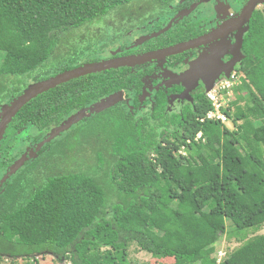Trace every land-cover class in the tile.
I'll list each match as a JSON object with an SVG mask.
<instances>
[{
  "label": "trees",
  "instance_id": "trees-1",
  "mask_svg": "<svg viewBox=\"0 0 264 264\" xmlns=\"http://www.w3.org/2000/svg\"><path fill=\"white\" fill-rule=\"evenodd\" d=\"M136 1L0 0V104L7 94L99 61L107 45L97 29ZM251 28L240 81L224 108L233 129L206 120L214 110L207 97L191 118L158 125L148 118L136 124L121 102L93 114L61 149L79 153L82 170L52 175L48 168L45 182L29 179L4 194L0 264L45 253L72 264H132L133 245L172 264H264V235L241 237L264 227V11ZM133 82L128 70L90 75L41 95L18 116L59 125L130 92ZM228 234L241 245L219 262L217 245Z\"/></svg>",
  "mask_w": 264,
  "mask_h": 264
},
{
  "label": "flooded vegetation",
  "instance_id": "flooded-vegetation-1",
  "mask_svg": "<svg viewBox=\"0 0 264 264\" xmlns=\"http://www.w3.org/2000/svg\"><path fill=\"white\" fill-rule=\"evenodd\" d=\"M250 1L140 0L104 19L96 33L102 34L107 48L98 54L97 62L150 55L201 42L176 55L110 70H128L135 81L130 92L122 91L121 103L129 106L136 124L145 125L147 118L157 125L161 121L191 118L192 112L196 113L207 97L209 87L226 78L227 72L238 70L248 57L249 35L255 16L264 11L263 3L251 17L244 15ZM89 31L91 28L84 31V37ZM137 82L140 84L136 90ZM21 94L10 98L7 94L0 110ZM93 105L71 113L59 125L46 128L33 122L24 123V118L18 115L13 119L0 143V207L4 194L15 185L20 190L29 179L38 178L41 183L45 182L49 176L45 171L48 168L52 175L56 172L63 174L61 170L84 168L82 156L77 152L76 156L68 155V148L61 151L65 148L62 144L66 143V138L72 137V133L82 129L86 119L95 115L84 117L71 130L50 143H43L75 114ZM154 116L156 121L152 120ZM18 164L13 172V167Z\"/></svg>",
  "mask_w": 264,
  "mask_h": 264
},
{
  "label": "water",
  "instance_id": "water-1",
  "mask_svg": "<svg viewBox=\"0 0 264 264\" xmlns=\"http://www.w3.org/2000/svg\"><path fill=\"white\" fill-rule=\"evenodd\" d=\"M264 3V0H251L247 7L244 10V15L251 17L254 10L261 4ZM201 44L200 41H196L189 44L180 45L177 47H172L161 52L150 54V55H143V56H134L124 59H116V60H108V61H101L96 63L85 64L75 69L66 71L61 73L57 76H54L48 80L38 82L35 84L30 85L19 97L13 100L10 104L4 105L0 110V143L3 140V137L6 133L8 126L11 124L13 119L18 115V113L29 103H31L34 99L38 98L39 96L54 90L62 85L70 83L72 81L94 75L103 72H107L110 70H116L119 68L124 67H133L136 65H141L146 63L148 60H153L156 58H162L164 56H172L179 54L185 51L188 48H192ZM232 71L227 72L225 77L229 78L231 76ZM215 84H212L208 92L212 91ZM123 100L122 94H116L110 96L99 103L93 105L90 109L82 111V115L77 117L70 118L62 127L56 129L52 132L50 137L47 141L43 143L51 142L55 139L59 134L63 133L64 131L68 130L72 125L81 121L84 117H91L93 114H99L106 109H109L119 102ZM87 112H89L87 114ZM19 166L16 165L13 167L12 171L15 172L16 168ZM13 174V173H12Z\"/></svg>",
  "mask_w": 264,
  "mask_h": 264
},
{
  "label": "rangeland",
  "instance_id": "rangeland-1",
  "mask_svg": "<svg viewBox=\"0 0 264 264\" xmlns=\"http://www.w3.org/2000/svg\"><path fill=\"white\" fill-rule=\"evenodd\" d=\"M80 34V31H79ZM233 95V94H231ZM231 102L233 100V96L230 98ZM81 113L75 114L74 116H80ZM83 116V115H82ZM229 118V117H228ZM230 118L228 122H226V127L229 129H233L234 125L232 122H230ZM230 225V222L228 223ZM229 230L231 227L229 226ZM264 235V227L260 230L256 228H251L242 233L241 237L247 236L249 239L255 237V236H262ZM229 234L222 237L221 241L217 245L218 250V258L220 257V253L229 254L230 252L237 249L241 243H239L238 239L235 236H232L231 239H229ZM224 257V255H223ZM130 258L132 264H172L173 261L167 260V261H160L154 259L150 254L141 251L139 247L136 245H133V247L130 250ZM10 263H17V264H72L71 261H59L54 256L45 253L44 255H38L36 258H29V259H21L18 258L17 260L11 261V260H4V264H10Z\"/></svg>",
  "mask_w": 264,
  "mask_h": 264
},
{
  "label": "built area",
  "instance_id": "built-area-1",
  "mask_svg": "<svg viewBox=\"0 0 264 264\" xmlns=\"http://www.w3.org/2000/svg\"><path fill=\"white\" fill-rule=\"evenodd\" d=\"M239 81L240 76L238 72L235 71L229 78H224L222 81L217 83L213 90L207 94V98L212 103L214 110L207 115L206 120L217 121L226 125L229 118L224 113V108L227 110L229 109V104L231 103L230 98L234 95L233 88L237 86ZM202 122H204V120H202ZM201 137L202 135L199 134L198 139ZM223 255L225 256L224 253H220L219 262L223 258Z\"/></svg>",
  "mask_w": 264,
  "mask_h": 264
},
{
  "label": "clouds",
  "instance_id": "clouds-1",
  "mask_svg": "<svg viewBox=\"0 0 264 264\" xmlns=\"http://www.w3.org/2000/svg\"><path fill=\"white\" fill-rule=\"evenodd\" d=\"M231 74H232V73H231ZM200 134L202 135V133H200ZM198 135H199V134H198ZM201 138H202V137H201ZM201 138H200V139H201ZM197 139H198V137H197ZM198 140H199V139H198ZM224 254H225V253H224Z\"/></svg>",
  "mask_w": 264,
  "mask_h": 264
}]
</instances>
